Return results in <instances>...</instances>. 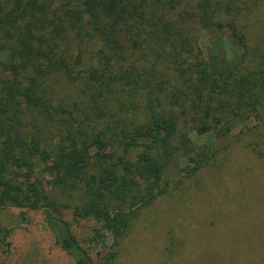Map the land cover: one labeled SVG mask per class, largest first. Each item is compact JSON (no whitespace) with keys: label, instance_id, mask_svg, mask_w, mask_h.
<instances>
[{"label":"trees","instance_id":"obj_1","mask_svg":"<svg viewBox=\"0 0 264 264\" xmlns=\"http://www.w3.org/2000/svg\"><path fill=\"white\" fill-rule=\"evenodd\" d=\"M257 1L0 0V208L43 211L56 244L93 264L58 216L71 207L47 193L43 167L49 185L82 193L75 217L101 225L95 240L113 242L102 264H118L116 246L168 192L165 174L186 144L178 139L260 122L264 55L251 58L237 23ZM76 41L96 46L89 60ZM57 74L81 83L84 108L56 104L48 82ZM200 157L183 175L198 174ZM10 233L0 226V250Z\"/></svg>","mask_w":264,"mask_h":264},{"label":"rangeland","instance_id":"obj_2","mask_svg":"<svg viewBox=\"0 0 264 264\" xmlns=\"http://www.w3.org/2000/svg\"><path fill=\"white\" fill-rule=\"evenodd\" d=\"M237 23L247 36L251 58H260L264 55V0L247 5ZM198 36L206 45L207 34ZM79 43L74 46L89 60L96 46L88 41ZM226 50L233 55L229 46ZM48 86L56 104L71 107L77 102L84 108L80 82L69 83L57 74ZM261 115L260 122L254 117L238 119L229 132L212 136L187 132L178 139V145L183 139L186 144L181 145L165 174L168 192L142 210L116 246L118 264H264V111ZM62 117L66 118H58ZM54 128L51 123L46 131ZM201 155L207 159L198 174L191 178L183 175L182 168L197 163ZM40 170L50 197L71 207L59 211L58 216L71 223L93 264H102L101 256L111 250V236L95 240L101 225L74 215L73 208L86 202L82 193L49 185L48 174L43 167ZM0 226L11 230L6 241L10 247L0 250V264H75L56 244L43 211L0 208Z\"/></svg>","mask_w":264,"mask_h":264}]
</instances>
